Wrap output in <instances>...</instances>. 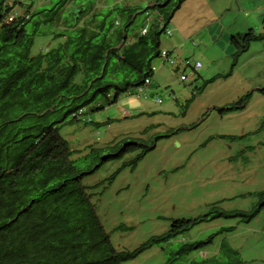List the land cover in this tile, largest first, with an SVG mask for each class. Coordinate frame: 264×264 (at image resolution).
Returning a JSON list of instances; mask_svg holds the SVG:
<instances>
[{"label":"rangeland","instance_id":"rangeland-1","mask_svg":"<svg viewBox=\"0 0 264 264\" xmlns=\"http://www.w3.org/2000/svg\"><path fill=\"white\" fill-rule=\"evenodd\" d=\"M55 1L7 3H15L16 11L21 13L18 5H31L34 11L49 8ZM92 1L87 17L104 7L143 11L156 0ZM73 2L85 6L88 1ZM174 2L163 7L165 12ZM154 19L151 13L147 22ZM262 19L264 0H185L165 22L166 30L160 36V50L170 52L173 61H153L150 83L143 87L145 97H137L134 88L115 104L87 112L93 123L111 120L109 125L94 128L73 123L60 127L59 135L70 148L81 152L73 159L86 154L89 147L112 146L123 139L141 140L152 148L134 167L120 169L139 150L102 162L82 180L92 187L88 191L90 202L118 251H132L151 236L165 233L173 220L202 217L214 206L225 211H250L261 205L257 215L246 223L239 218L209 220L123 264H164L183 244L204 241L226 227L233 229L217 235L211 244L188 257L179 256L174 264L220 256L223 245L243 264H264V95L257 91L264 89V41L250 45L230 77H220L230 70V37L248 28L264 33ZM145 23V16L138 14L128 31V41L132 40V32ZM54 30L55 25L42 28L34 37L31 55L62 42L53 38ZM184 58L198 61L202 67L196 72L190 67L183 70L180 61ZM182 75L185 81L180 80ZM216 76V80L205 84ZM80 80L79 74L75 82ZM249 92L252 95L243 110L218 113ZM90 162L91 158L79 166ZM120 225L132 229L115 231ZM221 258L224 262L231 260L225 254Z\"/></svg>","mask_w":264,"mask_h":264},{"label":"trees","instance_id":"trees-1","mask_svg":"<svg viewBox=\"0 0 264 264\" xmlns=\"http://www.w3.org/2000/svg\"><path fill=\"white\" fill-rule=\"evenodd\" d=\"M87 1L85 6H77L73 0H56L49 8L34 11L31 5H18L22 15L7 22L17 5L0 0V264H123L203 222L239 218L246 223L261 207L258 204L250 211H225L214 206L202 217L173 220L165 233L151 236L132 251L115 249L90 202L88 191L92 187L82 180L95 165L139 150L120 169L134 167L152 148L141 140L123 139L112 146L89 147L86 154L73 159L80 151L70 148L59 129L73 123L99 128L112 122L86 123L75 115L111 106L149 79L153 61L161 58L160 36L166 30L165 22L185 0H175L168 12L163 7L173 0H156L143 11L104 7L89 17L86 14L94 2ZM140 13L146 23L132 32L128 41V31ZM151 13L155 19L147 22ZM262 24L264 29V19ZM48 25H55L53 38L62 42L31 55L34 37ZM142 29L146 30L143 35ZM262 41L264 33L252 29L231 36L230 70L220 77H230L250 45ZM79 74L81 80L76 83ZM259 90L264 93V89ZM251 95L247 93L218 113L243 110ZM90 158L89 164L79 166ZM131 229L120 225L115 231ZM232 229L221 228L204 241L183 244L164 264H174L179 256L188 257ZM221 248L222 255L231 256V260L224 262L220 255L192 259L188 264H243L233 258L228 247Z\"/></svg>","mask_w":264,"mask_h":264},{"label":"built area","instance_id":"built-area-1","mask_svg":"<svg viewBox=\"0 0 264 264\" xmlns=\"http://www.w3.org/2000/svg\"><path fill=\"white\" fill-rule=\"evenodd\" d=\"M22 15V14H20ZM19 15V16H20ZM18 16L16 13H11L8 18H7V22H11L13 21V19H15V17ZM25 18H27V15H25ZM145 29H142L140 34L143 35L145 33ZM168 35L170 36V34L168 33ZM160 57L164 60V61H169V62H172L173 61V57H167L166 55V52L162 51L161 54H160ZM180 64H181V67L182 69L184 70L185 68L187 67H190L194 72H196L198 69L201 68V63L198 62V61H190L188 59H183L180 61ZM152 70H153V67H152ZM180 80L181 81H185L186 80V77L185 76H180ZM149 85V80L148 79H145L144 80V83L142 86L138 87L137 88V93L139 96H143L145 97V94H144V90H143V87L144 86H147ZM82 116V111H79L75 117L78 119Z\"/></svg>","mask_w":264,"mask_h":264},{"label":"clouds","instance_id":"clouds-1","mask_svg":"<svg viewBox=\"0 0 264 264\" xmlns=\"http://www.w3.org/2000/svg\"><path fill=\"white\" fill-rule=\"evenodd\" d=\"M11 4H12V3H11ZM16 9H17V7L14 9V11H13L12 13H16L18 16H19L20 14L23 13L22 11H21V13L17 12ZM18 16H17V17H18ZM15 18H16V17H15ZM140 32H141V31H140ZM148 80H149V79H148ZM149 83H150V81H149ZM136 96L139 97L138 93H137ZM82 112H83V111H82ZM124 113H127V114L129 115V113H128L127 111L124 112ZM80 118L84 119L86 123H90V122H91V119L89 118L88 115H83V114H82V116H81ZM80 118H78V119H80Z\"/></svg>","mask_w":264,"mask_h":264},{"label":"crops","instance_id":"crops-1","mask_svg":"<svg viewBox=\"0 0 264 264\" xmlns=\"http://www.w3.org/2000/svg\"><path fill=\"white\" fill-rule=\"evenodd\" d=\"M150 5H152V3L151 4H149V6ZM258 11H259V13H261V10H259V9H257ZM263 21V19L261 20V22ZM246 27V26H245ZM248 29H251V28H248ZM237 33H241V32H237ZM262 33V32H261ZM170 53V52H169ZM171 54V53H170ZM180 59V58H179ZM185 59V58H184ZM201 67H202V65H201ZM197 78H199V77H197ZM257 91L261 94V95H264V93H262V92H260V90L259 89H257ZM245 134H244V132L242 133V136H244ZM263 145L264 144H262V148H263ZM248 149H250V148H248Z\"/></svg>","mask_w":264,"mask_h":264},{"label":"water","instance_id":"water-1","mask_svg":"<svg viewBox=\"0 0 264 264\" xmlns=\"http://www.w3.org/2000/svg\"><path fill=\"white\" fill-rule=\"evenodd\" d=\"M159 5V4H158ZM103 160V159H102ZM98 167V165H95L94 166V169H96ZM24 210V209H23ZM23 210H21L20 212H22Z\"/></svg>","mask_w":264,"mask_h":264}]
</instances>
